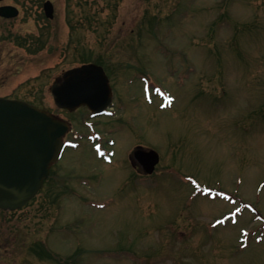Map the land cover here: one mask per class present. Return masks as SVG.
I'll return each instance as SVG.
<instances>
[{"label":"rangeland","instance_id":"374dc122","mask_svg":"<svg viewBox=\"0 0 264 264\" xmlns=\"http://www.w3.org/2000/svg\"><path fill=\"white\" fill-rule=\"evenodd\" d=\"M45 1L0 2L20 10L0 17V98L73 119L50 87L100 59L116 153L66 149L27 205L0 210V264H264V0H50L53 18ZM138 143L161 157L143 193Z\"/></svg>","mask_w":264,"mask_h":264},{"label":"water","instance_id":"95a60500","mask_svg":"<svg viewBox=\"0 0 264 264\" xmlns=\"http://www.w3.org/2000/svg\"><path fill=\"white\" fill-rule=\"evenodd\" d=\"M45 10L53 17L50 1L45 3ZM0 14L15 16L18 9L2 6ZM51 89L59 106L73 109L88 102L95 89L109 91V84L102 67L87 64L67 71ZM66 130V122L44 109L22 100L0 98V208L18 209L38 192L61 154ZM148 158L152 172L158 154L150 151Z\"/></svg>","mask_w":264,"mask_h":264},{"label":"flooded vegetation","instance_id":"af4514ba","mask_svg":"<svg viewBox=\"0 0 264 264\" xmlns=\"http://www.w3.org/2000/svg\"><path fill=\"white\" fill-rule=\"evenodd\" d=\"M81 108L85 109V115H83L82 118L81 117L76 118L77 114L75 115V111L69 112L67 110H64V111H66V113H70L72 118H73V119H71V118L65 117L67 120H69L70 126L72 128L71 130H69L67 132L66 139H70L71 137H73V138L77 137V134L75 133L76 127L74 126V124L82 123L83 120L85 123L90 124V121L88 119H96L95 126L97 127L98 131L102 134L99 136L101 137V143L103 145V148L106 149L105 154H109L110 153L109 150L113 148L112 147L113 142H112V140H110V138L115 140V144L117 143V140L115 137L116 133L111 131L112 125L110 124V122L113 121V118L111 116H107L108 118L110 117V119H103L106 117L107 112L102 114V115H93L92 111L89 110L88 107L84 106ZM112 109H114V107H112ZM108 127H109V129H108ZM140 145H142V144H140V143L136 144L133 147L132 152L134 153L135 150H137V148H139ZM130 162H131L132 169H134V173L136 174L135 175L136 178L139 176L147 175V174H145L146 170H145L144 165L139 161V159H136L132 155V153H130Z\"/></svg>","mask_w":264,"mask_h":264},{"label":"trees","instance_id":"16d2710c","mask_svg":"<svg viewBox=\"0 0 264 264\" xmlns=\"http://www.w3.org/2000/svg\"><path fill=\"white\" fill-rule=\"evenodd\" d=\"M41 251H42V252H40L39 254H44L43 252H45L46 250H44V249L41 247ZM47 254H48V253H47ZM47 256H49V254H48ZM64 264H68V262L64 260ZM70 264H72V263H70Z\"/></svg>","mask_w":264,"mask_h":264}]
</instances>
